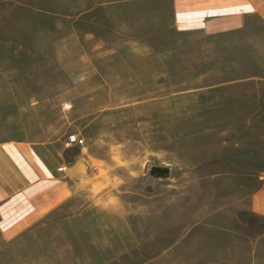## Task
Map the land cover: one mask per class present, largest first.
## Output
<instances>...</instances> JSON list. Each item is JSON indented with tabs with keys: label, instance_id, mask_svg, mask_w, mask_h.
I'll use <instances>...</instances> for the list:
<instances>
[{
	"label": "crops",
	"instance_id": "obj_1",
	"mask_svg": "<svg viewBox=\"0 0 264 264\" xmlns=\"http://www.w3.org/2000/svg\"><path fill=\"white\" fill-rule=\"evenodd\" d=\"M42 2L35 21L52 33L33 34V5L10 1L3 5L19 12L13 30L20 33L0 36V44L12 54L41 53L34 44L63 49L60 59L74 62L67 89L80 92L74 100L84 99L86 115L131 106L135 99H160L163 90L167 98L145 106L171 105L178 90L216 92L214 106L221 113L215 121L246 128L245 136L222 151L264 150V0ZM71 105L72 112L80 107ZM78 139L70 136L62 151ZM52 151L45 142L0 143V264H123L120 252L145 249L190 251L185 264H262L251 258L249 244L232 227L240 223L241 208H234L232 216L218 212L216 221L227 230L219 223L203 226L200 239L192 241L187 239L191 219L162 212L158 196L149 197L154 206L145 204L144 211L132 215L106 204L107 195L99 193L126 182L116 166L84 164L79 157L66 165ZM242 210L264 220V184L250 193ZM162 232L170 241L159 240ZM116 236L126 244L116 247Z\"/></svg>",
	"mask_w": 264,
	"mask_h": 264
},
{
	"label": "rangeland",
	"instance_id": "obj_2",
	"mask_svg": "<svg viewBox=\"0 0 264 264\" xmlns=\"http://www.w3.org/2000/svg\"><path fill=\"white\" fill-rule=\"evenodd\" d=\"M10 1L33 5V34L52 33L50 28H45L44 32L36 22L35 10L43 5L42 0H0V36L20 33L13 30L15 24L19 26V12L3 5ZM0 45V143L45 142L50 144L53 157L58 162L65 160L66 165L79 157L77 161L84 164L116 166V174L126 182L99 193L107 195L106 204L113 205L118 213L132 215L144 211L150 196H158L162 212L171 218L191 219V235L187 239L192 241L200 239L203 226L216 228L219 223L223 227L222 220L216 221L218 212L232 216L234 208H241L237 212L240 223L232 227L238 230L241 241L249 244L251 258L264 264V220L252 229L238 215L246 212L242 208L250 193L264 184V150L222 151L238 140L237 137L245 136L246 128L245 124L215 121L221 113L220 108L214 106L216 92L178 90L171 105L145 106L167 98L169 92L163 90L160 99L144 103L135 99L131 106L86 115L88 108L84 106V99L74 100V95L80 92L67 89L71 88L67 72L73 70L74 62L67 56L60 59L63 49L44 50L46 44H34V49L43 51L26 55L9 53L5 48L7 44ZM71 47V43L66 44L68 50ZM73 101L80 105L75 112H72ZM76 115L81 118L77 119ZM70 136L82 142L62 151ZM152 167L170 170L158 176L151 172ZM140 171H143L142 176H134ZM95 172L97 169L93 167L92 174ZM133 177L136 181H132ZM162 222L168 223L165 219ZM142 237L145 242L152 240V236ZM159 240L168 242L170 237L162 232ZM125 241L114 237L116 247L124 246ZM149 247L146 244L144 248ZM120 253L123 264L152 259H155L154 264H185L184 259L192 252L145 249ZM195 253L200 254L193 251Z\"/></svg>",
	"mask_w": 264,
	"mask_h": 264
},
{
	"label": "trees",
	"instance_id": "obj_3",
	"mask_svg": "<svg viewBox=\"0 0 264 264\" xmlns=\"http://www.w3.org/2000/svg\"><path fill=\"white\" fill-rule=\"evenodd\" d=\"M238 215H239V218L245 221L248 224V226L252 229H255L257 227L258 222L262 220L258 216L248 211L246 212L241 211L239 212Z\"/></svg>",
	"mask_w": 264,
	"mask_h": 264
},
{
	"label": "water",
	"instance_id": "obj_4",
	"mask_svg": "<svg viewBox=\"0 0 264 264\" xmlns=\"http://www.w3.org/2000/svg\"><path fill=\"white\" fill-rule=\"evenodd\" d=\"M151 172L155 173L158 176H163L164 174H167L169 172V168H167V167H164V168L152 167Z\"/></svg>",
	"mask_w": 264,
	"mask_h": 264
},
{
	"label": "built area",
	"instance_id": "obj_5",
	"mask_svg": "<svg viewBox=\"0 0 264 264\" xmlns=\"http://www.w3.org/2000/svg\"><path fill=\"white\" fill-rule=\"evenodd\" d=\"M79 141V143H81L82 142V140H78ZM62 171H64L65 169H66V166L65 165H63L61 168H60Z\"/></svg>",
	"mask_w": 264,
	"mask_h": 264
}]
</instances>
